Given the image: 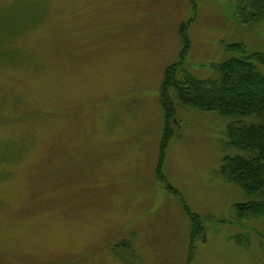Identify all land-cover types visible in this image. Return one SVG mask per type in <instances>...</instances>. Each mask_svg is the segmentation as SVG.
<instances>
[{
	"label": "rangeland",
	"instance_id": "rangeland-1",
	"mask_svg": "<svg viewBox=\"0 0 264 264\" xmlns=\"http://www.w3.org/2000/svg\"><path fill=\"white\" fill-rule=\"evenodd\" d=\"M241 1L0 0V264H264V215L237 209L260 200L221 174L233 119L176 104L161 153L185 35L201 78L264 50Z\"/></svg>",
	"mask_w": 264,
	"mask_h": 264
},
{
	"label": "trees",
	"instance_id": "trees-1",
	"mask_svg": "<svg viewBox=\"0 0 264 264\" xmlns=\"http://www.w3.org/2000/svg\"><path fill=\"white\" fill-rule=\"evenodd\" d=\"M237 13L242 25L264 24V0L241 1ZM246 46L242 42L227 44L225 47L231 56L222 63L210 65L215 72L214 77L201 78L184 67L191 47L185 35L182 56L166 69L161 86V106L165 112L161 153L164 155V149L174 137L172 118L177 115L176 104L199 112H215L221 117H231L233 120L226 130L228 146L240 153L224 158L221 174L228 183L238 185L248 196H257L260 200L251 202V205H237L240 215L247 212L252 219L264 215V50L253 52ZM158 177L169 192L181 196L161 167ZM184 201V209L194 230L193 236L199 235L202 229L200 217ZM257 204L258 209L252 207ZM119 247L133 254L130 245L123 243Z\"/></svg>",
	"mask_w": 264,
	"mask_h": 264
}]
</instances>
